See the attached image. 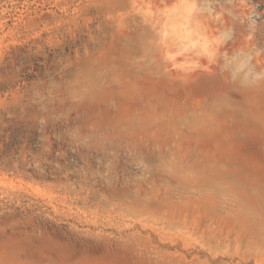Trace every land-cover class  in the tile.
<instances>
[{
	"label": "rangeland",
	"instance_id": "1",
	"mask_svg": "<svg viewBox=\"0 0 264 264\" xmlns=\"http://www.w3.org/2000/svg\"><path fill=\"white\" fill-rule=\"evenodd\" d=\"M0 158V264H264V0H0Z\"/></svg>",
	"mask_w": 264,
	"mask_h": 264
},
{
	"label": "trees",
	"instance_id": "2",
	"mask_svg": "<svg viewBox=\"0 0 264 264\" xmlns=\"http://www.w3.org/2000/svg\"><path fill=\"white\" fill-rule=\"evenodd\" d=\"M17 143H19V140L17 139L16 131L13 130L12 134H11V141L6 142V146H7V148H9L11 145L17 144ZM5 166H6V164H4V162L2 160H0V167H5ZM9 167H11V166H9Z\"/></svg>",
	"mask_w": 264,
	"mask_h": 264
}]
</instances>
